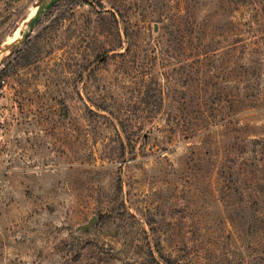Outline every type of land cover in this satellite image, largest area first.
Here are the masks:
<instances>
[{
    "label": "rangeland",
    "instance_id": "374dc122",
    "mask_svg": "<svg viewBox=\"0 0 264 264\" xmlns=\"http://www.w3.org/2000/svg\"><path fill=\"white\" fill-rule=\"evenodd\" d=\"M0 264H264V0H62L0 52Z\"/></svg>",
    "mask_w": 264,
    "mask_h": 264
},
{
    "label": "trees",
    "instance_id": "16d2710c",
    "mask_svg": "<svg viewBox=\"0 0 264 264\" xmlns=\"http://www.w3.org/2000/svg\"><path fill=\"white\" fill-rule=\"evenodd\" d=\"M105 14L106 15L108 14V17H105ZM99 15H103L102 18L100 17V19H102V20L110 18L112 20V23L114 25H116V28L119 25V21H120L119 19H123V17H124V16H122V14L119 11H116L113 8L110 12H106V13L101 12V14H99ZM123 35H124V31H123ZM119 37H120V35H119ZM192 51H194L195 54L200 52V51L196 52L197 48H193ZM205 55L207 56L208 54H205ZM195 56H196V58L193 59V61H191V63L189 62V60H185V62H184L183 70H184L186 77H187V85H188V82H190V81L195 82V78H198V77L204 75V70L201 66V61H200L201 56H200V54H197ZM205 94L206 93L204 92V95ZM94 115H95V113H94ZM208 122H211V120L206 115V113L205 112L201 113L200 118H199V123L202 125V124H207Z\"/></svg>",
    "mask_w": 264,
    "mask_h": 264
},
{
    "label": "water",
    "instance_id": "95a60500",
    "mask_svg": "<svg viewBox=\"0 0 264 264\" xmlns=\"http://www.w3.org/2000/svg\"><path fill=\"white\" fill-rule=\"evenodd\" d=\"M62 0H42V2L36 7L35 14L26 24L25 30L19 33V39L12 42L4 50L0 52L8 51L13 46H19L25 42L29 36L33 33L34 29L38 26L42 18L59 2ZM96 222L95 218H92L87 226L89 228Z\"/></svg>",
    "mask_w": 264,
    "mask_h": 264
},
{
    "label": "bare ground",
    "instance_id": "6f19581e",
    "mask_svg": "<svg viewBox=\"0 0 264 264\" xmlns=\"http://www.w3.org/2000/svg\"><path fill=\"white\" fill-rule=\"evenodd\" d=\"M24 30H25V29H24ZM24 30H23V31H24ZM17 39H19V34H18V36L16 37V39H15V40H17ZM5 54H6V53H5Z\"/></svg>",
    "mask_w": 264,
    "mask_h": 264
}]
</instances>
